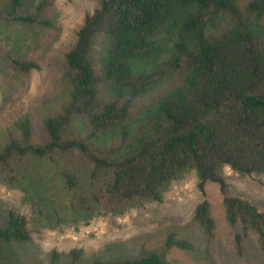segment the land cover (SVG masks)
<instances>
[{"label":"trees","instance_id":"obj_1","mask_svg":"<svg viewBox=\"0 0 264 264\" xmlns=\"http://www.w3.org/2000/svg\"><path fill=\"white\" fill-rule=\"evenodd\" d=\"M49 2L40 0L31 12L27 0H9L6 20L27 30L52 28L43 17ZM11 61L21 75L40 70L34 61ZM66 63V99L43 120L47 140L34 144L28 117L0 135V182L41 193L40 166L51 164L73 196L72 215L41 194L32 219L0 209V264H22L15 249L32 243V226L57 230L162 203L190 171L203 195L208 184L219 186L228 224L242 229L237 254L250 232L264 250V212L230 196L223 175L229 168L264 176V0L245 8L238 0H103L86 17ZM194 219L214 236L206 200ZM167 246L191 250L174 237ZM49 261L167 264L158 253L86 262L80 250L53 252Z\"/></svg>","mask_w":264,"mask_h":264},{"label":"rangeland","instance_id":"obj_2","mask_svg":"<svg viewBox=\"0 0 264 264\" xmlns=\"http://www.w3.org/2000/svg\"><path fill=\"white\" fill-rule=\"evenodd\" d=\"M39 1L27 0L31 12ZM102 1L50 0L43 17L52 21L54 27L27 30L6 20L9 0H0V135L13 129L21 118L28 117L33 125L34 144L47 140L43 120L57 113L66 99V55L75 46L86 17ZM251 1L238 0L241 8ZM14 57L37 62L40 70L21 75L12 64ZM40 167L41 193L35 190L23 193L0 182V209H15L32 219V203L43 196L59 203L71 217L73 196L66 192L55 166ZM223 175L230 196L240 197L264 212L263 175L241 176L229 168L223 170ZM203 200L209 203L215 222L212 238L194 219L195 210ZM32 229V243L15 249V258L22 264H50L53 252L63 257L74 250L82 251L86 262L96 258L133 260L158 253L167 264H264V250L254 233L250 232L245 239L243 255L237 254L235 237L242 233L241 227L228 224L219 186L208 184L203 195L194 171L174 181L164 193L162 203L148 202L120 216L81 220L57 230L42 227L36 230L33 226ZM170 237L189 243L191 250L168 247Z\"/></svg>","mask_w":264,"mask_h":264}]
</instances>
